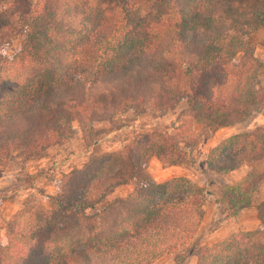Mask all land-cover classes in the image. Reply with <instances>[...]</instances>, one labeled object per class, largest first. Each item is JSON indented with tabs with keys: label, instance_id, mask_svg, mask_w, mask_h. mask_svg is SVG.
<instances>
[{
	"label": "trees",
	"instance_id": "1",
	"mask_svg": "<svg viewBox=\"0 0 264 264\" xmlns=\"http://www.w3.org/2000/svg\"><path fill=\"white\" fill-rule=\"evenodd\" d=\"M250 36L264 41V0H0V165L16 150L35 155L64 141L72 123L88 140L96 119L184 105L173 134L141 133L90 158L63 176L46 209L3 222L0 264H153L188 245L206 194L228 218L259 191L260 227L200 247L194 264H264V125L207 152L215 175L247 167L231 184L154 183L141 164L192 162L198 138L261 110L264 64L245 44ZM121 186L131 189L98 210Z\"/></svg>",
	"mask_w": 264,
	"mask_h": 264
},
{
	"label": "rangeland",
	"instance_id": "2",
	"mask_svg": "<svg viewBox=\"0 0 264 264\" xmlns=\"http://www.w3.org/2000/svg\"><path fill=\"white\" fill-rule=\"evenodd\" d=\"M23 36V29L11 35L6 47L8 56L19 50ZM245 44L251 46L253 57L264 64V41L250 36L245 40ZM257 84L264 85V75L258 77ZM183 109V104L173 110L132 107L114 115L110 121H93L92 134L88 140L82 139L78 127L72 123L64 141L51 145L38 154L14 151L7 165H0V247L5 244V230L1 224L10 218L20 219L29 210L46 209L68 171L81 167L90 158L120 150L141 133L173 134L180 123L179 116ZM262 125L264 105L260 111L249 114L242 122L216 128L206 137L198 138L188 147L192 162L178 161L162 168L155 158H147L142 160V167L154 183L182 177L204 190L209 181L215 185L234 183L244 176L247 167L242 166L228 175H215L205 167L206 154L223 139L252 132ZM119 126L122 127L113 129ZM195 130H199V127H195ZM130 189L131 187H121L112 191L101 201L98 210L123 198ZM261 200L262 192L259 191L251 206L240 210L233 217L223 218L219 216L218 205L213 196L206 194L200 226L188 245L164 255L154 264H194L200 247L229 240L238 233L254 231L260 227L256 208ZM93 212L95 211L89 213Z\"/></svg>",
	"mask_w": 264,
	"mask_h": 264
},
{
	"label": "crops",
	"instance_id": "3",
	"mask_svg": "<svg viewBox=\"0 0 264 264\" xmlns=\"http://www.w3.org/2000/svg\"><path fill=\"white\" fill-rule=\"evenodd\" d=\"M79 168H80V167H79ZM121 187H126V188H127V187H129V186H121ZM121 187H118V188H121ZM118 188H116V189H118ZM116 189H115V190H116ZM113 191H114V190H113ZM161 258H162V257H161ZM158 260H159V259H158ZM158 260H157V261H158ZM157 261H156V262H157ZM156 262H155V263H156ZM153 264H154V263H153Z\"/></svg>",
	"mask_w": 264,
	"mask_h": 264
}]
</instances>
